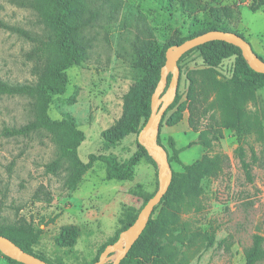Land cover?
<instances>
[{
	"label": "rangeland",
	"instance_id": "obj_1",
	"mask_svg": "<svg viewBox=\"0 0 264 264\" xmlns=\"http://www.w3.org/2000/svg\"><path fill=\"white\" fill-rule=\"evenodd\" d=\"M122 1L116 17L99 18L83 31L90 41L87 57L67 70V89L63 95L55 96L49 107V115L55 119L69 112L85 133L78 147L82 161L90 153L109 152L125 160L136 149L137 134H129L117 146L105 150L101 132L121 115L122 96L135 80L130 59L136 25L142 23L139 15L163 45L201 28L213 9L230 7L235 17H222L223 23L241 33L264 59V8L252 7L250 0ZM0 20L34 39H47L48 31L30 0H0ZM36 44L16 31L0 28V77L11 83L35 81L42 62L33 53ZM232 63V57L224 59L217 69L230 75ZM202 66L197 51L181 60L177 90L181 100L187 89L186 72ZM205 105H197V125L200 129L215 128L218 112H203ZM245 110L258 115L264 133L263 88L256 91L255 101L247 103ZM32 117L30 98L0 95V224L24 219L41 229L32 251L52 264H88L103 243L111 241L117 231L137 217L144 200L157 189V165L141 159L134 165L130 179L107 180L104 163L96 161L76 188L70 189L65 184V164L56 174L45 171L46 163L56 157V147L46 131L27 136L3 132ZM187 117L188 112L184 111L176 125L162 126L161 141L168 153L172 155L170 142L174 139L175 147L181 148L182 165L190 164L203 153H225L228 161L217 175L204 176L196 183L195 206L179 212L173 231L180 233L174 241L177 260L183 257L186 264H244V251L252 236H264V139L259 140L255 133L238 138L232 129L220 127L221 135L206 148L198 142V132L189 127ZM238 144L250 163L251 180L246 178L235 154ZM182 165L172 161L171 169L182 171ZM66 225L78 228V237L71 247L58 246L54 241ZM114 255L105 264L111 263ZM5 256L0 251V264H13ZM256 264H264V258Z\"/></svg>",
	"mask_w": 264,
	"mask_h": 264
},
{
	"label": "trees",
	"instance_id": "obj_2",
	"mask_svg": "<svg viewBox=\"0 0 264 264\" xmlns=\"http://www.w3.org/2000/svg\"><path fill=\"white\" fill-rule=\"evenodd\" d=\"M250 2L252 7L264 8V0H250ZM30 6L48 31L46 40L34 39L26 31L9 26L0 20V28L16 31L36 41L33 53L40 58V61L42 60L37 67L36 79L33 82L11 83L0 77V95L26 96L31 99L33 111V117L29 121L17 127L5 128L3 132L13 136H27L33 132L46 131L56 147V157L46 163L45 171L56 174L65 164L64 168L67 171L65 184L70 189L76 188L83 175L93 167L96 161L104 163L107 180L130 179L134 165L141 159L155 165L152 157L137 140L135 151L125 160H120L114 153L109 152L90 153L87 160L82 161L78 156V147L85 139V133L78 128L74 117L69 112H63L59 119L49 115V107L53 98L63 95L67 89V70L79 65L87 57L90 41L83 35V31L99 18L113 19L116 17L122 9L123 1L30 0ZM222 17L233 18L235 12L230 7H223L220 11L213 9L208 21L201 28L160 45L152 27L146 23L142 15H139L142 23L136 25L137 33L132 40L130 59V66L135 72V80L122 96L121 115L101 132L103 149L109 150L117 146L129 134H138L145 124L150 114L151 95L165 61V50L169 46L209 30L232 31L243 37L241 33L227 27ZM193 51L198 52L203 66L186 72L185 98L181 100L178 91L176 92L173 101L161 117L157 142L162 144L160 139L162 126L176 125L182 119L184 111L188 112L189 127L198 132V142L206 148H210L221 135L220 127L232 129L238 138L255 133L259 140H263L264 133L260 118L257 114L246 111L245 106L255 101L258 89H264V73L251 69L238 47L221 40L208 41L186 51L177 61L179 70L181 60ZM230 57L233 58L231 74L225 75L217 67L224 59ZM169 79L170 76L167 77V83ZM201 102L206 103L203 112L208 109L218 112L214 120L217 125L215 128L200 129L198 127L196 111L197 105ZM170 147L172 155L167 151L170 165L172 161L182 165L178 158V152L181 149L175 148L173 139ZM235 154L239 158L246 178L251 180L250 163L245 160V151L241 144L235 148ZM227 161L228 156L225 153H217L213 156L203 153L190 164L182 165V171L172 170L167 191L158 205L154 207L139 237L118 264H186L183 257L177 260L178 249L174 245V241L180 236V233L173 234L179 222V212L195 206L198 192L196 183L204 176L217 175ZM154 192L144 200L142 206ZM135 218L123 229L127 228ZM120 231L122 230L116 232L111 241L99 247L95 257L88 264L98 259L105 245L115 241ZM40 232L41 229H35L31 222L24 219H19L14 223L0 224V235L9 238L24 251L49 262L32 251ZM77 237L78 228L74 225H66L60 229L54 241L58 246L71 247L75 244ZM263 241V235L254 234L252 236L250 246L244 251V264H256L264 258ZM5 258L13 264H23L9 257L5 256Z\"/></svg>",
	"mask_w": 264,
	"mask_h": 264
},
{
	"label": "water",
	"instance_id": "obj_3",
	"mask_svg": "<svg viewBox=\"0 0 264 264\" xmlns=\"http://www.w3.org/2000/svg\"><path fill=\"white\" fill-rule=\"evenodd\" d=\"M212 40H221L238 47L249 67L256 72L264 73V60L254 52L245 38L232 31L209 30L181 43L173 44L165 50V61L161 66L160 77L150 99V114L137 134L138 143L144 147L157 165L158 187L141 207L134 221L127 228L120 231L115 241L107 243L98 259L91 264H105L112 254L115 255L110 264H118L139 237L151 217L154 207L158 205L167 191L172 177V169L168 161L167 150L157 142V134L161 117L177 92L180 76L177 61L186 51ZM169 73L170 79L167 83ZM0 251L10 259L23 264H51L34 254L24 251L3 235H0Z\"/></svg>",
	"mask_w": 264,
	"mask_h": 264
},
{
	"label": "crops",
	"instance_id": "obj_4",
	"mask_svg": "<svg viewBox=\"0 0 264 264\" xmlns=\"http://www.w3.org/2000/svg\"><path fill=\"white\" fill-rule=\"evenodd\" d=\"M169 137V136H168ZM160 139H161V133H160ZM173 142H174V139H173ZM161 143H162V141H161ZM198 143V142H197ZM164 145V144H163ZM174 146H175V142H174ZM176 148V147H175ZM176 149H179V148H176ZM181 149V148H180ZM181 151V150H180ZM179 151V152H180ZM202 151H203V149H202ZM179 152H178V158H179ZM202 154V153H201ZM180 159V158H179ZM181 161V160H180ZM182 163V162H181Z\"/></svg>",
	"mask_w": 264,
	"mask_h": 264
}]
</instances>
